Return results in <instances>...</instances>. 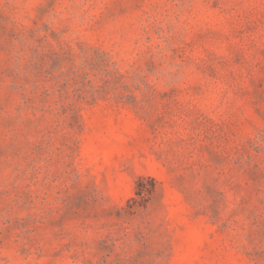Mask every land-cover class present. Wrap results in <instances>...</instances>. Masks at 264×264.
<instances>
[{
	"label": "rangeland",
	"instance_id": "374dc122",
	"mask_svg": "<svg viewBox=\"0 0 264 264\" xmlns=\"http://www.w3.org/2000/svg\"><path fill=\"white\" fill-rule=\"evenodd\" d=\"M0 264H264V0H0Z\"/></svg>",
	"mask_w": 264,
	"mask_h": 264
}]
</instances>
